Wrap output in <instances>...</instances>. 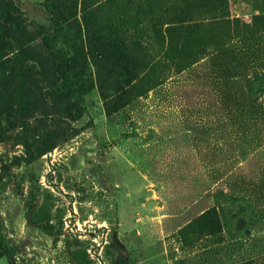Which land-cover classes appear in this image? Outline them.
<instances>
[{
  "label": "rangeland",
  "instance_id": "374dc122",
  "mask_svg": "<svg viewBox=\"0 0 264 264\" xmlns=\"http://www.w3.org/2000/svg\"><path fill=\"white\" fill-rule=\"evenodd\" d=\"M12 2L42 59L14 128L0 69V264H264V0Z\"/></svg>",
  "mask_w": 264,
  "mask_h": 264
},
{
  "label": "trees",
  "instance_id": "16d2710c",
  "mask_svg": "<svg viewBox=\"0 0 264 264\" xmlns=\"http://www.w3.org/2000/svg\"><path fill=\"white\" fill-rule=\"evenodd\" d=\"M34 38L28 31L26 19L22 11L18 9L12 0H0V69L3 70L9 65L11 74L7 79L14 81L16 87L10 90L7 85V100L2 108L5 109L6 119L14 128L15 124L24 119L22 116L29 106V93L31 82V66L28 62H36L42 59L41 55L32 46ZM45 45L49 44L46 42ZM10 106V107H9ZM14 114V115H13ZM43 151H49L52 146L45 145ZM190 228H197L198 231L207 235H214L218 228V218L215 210H207L198 218L190 222L178 235ZM7 256L8 264H16L10 253L4 252L1 256Z\"/></svg>",
  "mask_w": 264,
  "mask_h": 264
}]
</instances>
